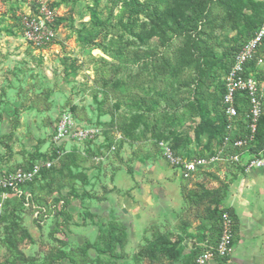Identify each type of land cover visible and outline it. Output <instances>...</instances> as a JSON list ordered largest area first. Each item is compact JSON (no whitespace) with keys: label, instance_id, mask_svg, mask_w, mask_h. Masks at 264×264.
<instances>
[{"label":"rangeland","instance_id":"1","mask_svg":"<svg viewBox=\"0 0 264 264\" xmlns=\"http://www.w3.org/2000/svg\"><path fill=\"white\" fill-rule=\"evenodd\" d=\"M49 2L57 37L38 48L20 29L34 0H0V166L53 163L29 206L3 201L0 264H193L235 214V166L180 179L161 145L216 152L223 78L264 0ZM66 115L94 142H57ZM251 193L264 212V177Z\"/></svg>","mask_w":264,"mask_h":264},{"label":"built area","instance_id":"2","mask_svg":"<svg viewBox=\"0 0 264 264\" xmlns=\"http://www.w3.org/2000/svg\"><path fill=\"white\" fill-rule=\"evenodd\" d=\"M28 12L20 17V29L24 39L38 48H46L57 37L55 11L49 0H34ZM264 44V21L255 34L245 41L234 55L233 63L223 78L221 112L225 118V134L215 153L186 159L177 154L169 145L162 143L167 163L189 180L205 168L219 164H232L245 172L264 170V144H258V125L264 116V73L253 72L251 64L264 65V53L260 52ZM56 141L59 143L71 139L92 143L95 133L89 129H77L67 115L57 126ZM53 163L41 161L29 168L13 171L0 168V207L3 201L12 195L22 199L25 205L32 203V194L28 191L43 169H51ZM45 211L35 207L38 217ZM236 221L225 211L221 214L219 237L216 245L202 250L195 264H213L217 259L228 260L233 252Z\"/></svg>","mask_w":264,"mask_h":264},{"label":"crops","instance_id":"3","mask_svg":"<svg viewBox=\"0 0 264 264\" xmlns=\"http://www.w3.org/2000/svg\"><path fill=\"white\" fill-rule=\"evenodd\" d=\"M0 168L3 169L1 166ZM226 168L228 167H222L221 171L229 172ZM241 170L237 167L231 170L236 178L231 186L234 197L230 202L235 211L238 228L233 252L228 260L222 262L217 259L213 264H264V212L256 213V200L251 195L257 178L264 177V170Z\"/></svg>","mask_w":264,"mask_h":264},{"label":"trees","instance_id":"4","mask_svg":"<svg viewBox=\"0 0 264 264\" xmlns=\"http://www.w3.org/2000/svg\"><path fill=\"white\" fill-rule=\"evenodd\" d=\"M263 23V21H262ZM260 23L257 28L249 35V37L245 40L247 41L248 39H250L256 32V30L258 29V27L262 24ZM244 41V42H245ZM238 50V49H237ZM236 50V52H237ZM235 52V53H236ZM235 53L233 54L232 58H231V61H230V64L228 65V69H227V72L229 71L232 63H233V58H234V55ZM251 67H252V70L253 72H257L259 74V71L256 70V63H252L251 64ZM222 94H223V87H222ZM222 98V97H221ZM219 117H220V122H219V127L217 128V133H218V137H219V142L220 140L224 137V134L226 132L225 130V118L223 117L222 115V112H221V99H220V109H219ZM258 145L259 146H262L264 144V116L260 119V122H259V125H258ZM31 167V166H30ZM29 168V167H28ZM52 169V168H51ZM51 169H43L39 175V177L43 174L44 171H49ZM34 183V182H33ZM33 183L29 184V186H31ZM227 212H229L233 218H235V221H236V216L234 215L233 211L232 210H227ZM220 218H221V215L219 217V223H218V228H217V233H216V236L215 237H212V241H211V245L210 246H214L216 245L217 243V239L219 237V229H220ZM237 222V221H236ZM237 223H236V227H235V232H237ZM90 247V243L88 241L85 242V245L83 247V253L86 254V251L87 249ZM198 256V255H197ZM196 256V257H197ZM195 257V259H196ZM195 259H194V263L195 264ZM220 261L224 262L226 261V259H219ZM71 264H74L73 261H71Z\"/></svg>","mask_w":264,"mask_h":264}]
</instances>
